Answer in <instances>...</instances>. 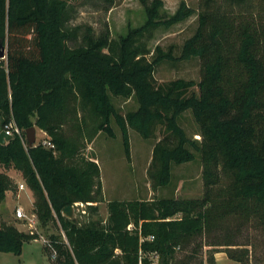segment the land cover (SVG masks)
Masks as SVG:
<instances>
[{"label": "trees", "instance_id": "1", "mask_svg": "<svg viewBox=\"0 0 264 264\" xmlns=\"http://www.w3.org/2000/svg\"><path fill=\"white\" fill-rule=\"evenodd\" d=\"M226 1L223 9L217 0H202L198 28L184 42L180 56H174L172 47L157 48L156 57L147 61L137 44L141 29L119 40L86 32L78 42L76 29L66 26L68 0H0V45L7 46L6 58L0 59V131L10 121L22 129V135L0 142V169L14 167L22 173L36 194L34 211L43 226L60 222L68 244L52 235V247L46 248L58 252L53 264H139L140 252L143 264H153L151 252L160 255L161 264H173L179 244L214 225L208 206L219 167L232 177L234 208L241 214L254 213L264 225V8L256 12L248 6L235 12V7L253 0ZM161 5L155 0L148 9L145 28L159 22ZM186 9L182 4L165 23L183 20L191 12ZM193 57L203 63L198 83L179 78L163 86L152 84L162 60ZM195 86L198 92H190ZM113 94H134L139 107L123 116L114 106ZM75 99L90 106L101 119L98 130L112 137L114 116L127 150L126 123L145 137L155 122L165 124L170 134L154 149L159 182L167 184L171 164L192 161L197 151L206 166V196L157 202L111 200L106 222L90 220L84 225L64 215V208L77 201H98L101 191V182L95 187L98 164L78 159L79 148L64 134L72 111L67 103ZM188 109L200 125V141L189 138L178 123V116ZM31 126L47 132L54 147L30 146L26 130ZM12 186L11 177L0 170V202ZM130 224L135 229H129ZM37 238L35 232L3 222L0 252L21 254L24 243ZM234 251L228 255L248 264V248L240 254Z\"/></svg>", "mask_w": 264, "mask_h": 264}, {"label": "rangeland", "instance_id": "2", "mask_svg": "<svg viewBox=\"0 0 264 264\" xmlns=\"http://www.w3.org/2000/svg\"><path fill=\"white\" fill-rule=\"evenodd\" d=\"M68 1L66 26L71 30L76 29L78 42L86 32L96 37L104 34L108 35L109 39L119 40L133 30L141 29L137 44L142 47V55L147 61H152L156 57L157 48L167 51L172 47L174 56H180L184 42L196 32L199 13L203 11L202 0H160L162 5L158 14L159 22L145 28L148 9L153 6L155 0ZM217 3L223 9L227 6L226 0H217ZM182 4H185L191 12L181 21L165 23ZM248 6L256 12L264 8L261 0H253L242 7H235L234 10L235 12L246 10ZM76 43L70 41L72 45ZM5 49L7 51V46ZM203 74V63L198 57L164 59L157 64L151 82L154 86H163L183 78L198 83ZM192 90L198 92V86L193 87L190 92ZM112 101L117 112L123 116L139 107L138 98L134 94L130 96L113 94ZM67 105L68 111H72L69 114L70 119L63 127L64 134L79 148L78 159L84 157L98 164L99 176L95 178V187L98 181L101 182V191L97 193L98 201L74 203L73 217L78 224L84 225L90 220L106 222L109 217L108 203L111 200L157 202L164 198L201 200L206 196L207 185L204 173L206 166L200 152L197 151L194 160L171 164V178L167 184L159 182L160 163L155 159L154 149L165 135L170 134L165 124L155 122L149 136L145 137L135 127L126 123L129 144L127 150L122 128L114 116L111 118L115 133L112 137L105 131L98 130L101 119L93 114L89 105L83 107L80 99L69 100ZM178 123L189 138L201 140L200 125L191 109L183 111L178 116ZM35 127L37 138L34 145L42 144L44 140H51L47 132L38 126ZM0 170L6 172L13 180L12 188L24 183L28 189L21 198L18 192L11 193L0 202V227L3 222H7L15 224L21 230L35 232L38 235L37 239L24 243L21 254L0 252V264H53L55 259L52 257V250L47 249L45 243L51 241L52 235H55L58 237V242L68 244L60 222H51L43 226L37 218L35 224L30 226L26 220L19 219L16 216V208L21 205L27 212L34 211L36 194L26 184L25 178L18 169L1 166ZM215 173L218 179L211 187L212 200L208 206L212 207L214 225L179 244L176 247L173 264H242L231 258L228 252L235 250L234 252L240 254L244 248L249 250L248 264H264V225L259 223V217L254 213L241 214L234 208L237 200L231 190V175L221 167L215 170ZM89 204H93L97 209L94 210ZM129 229H135V225L130 224ZM215 241L237 245L208 244ZM151 256L154 257L152 260L155 264H161L160 255L149 254V258Z\"/></svg>", "mask_w": 264, "mask_h": 264}, {"label": "built area", "instance_id": "3", "mask_svg": "<svg viewBox=\"0 0 264 264\" xmlns=\"http://www.w3.org/2000/svg\"><path fill=\"white\" fill-rule=\"evenodd\" d=\"M4 129L10 134H13V135L14 134H20V135H22V129L19 128V126L14 121H10L9 123H7L5 125V127H4ZM26 139H27V137H26ZM42 144H44L46 147H49V148H53L54 147V144H53V142L51 140H44L42 142ZM18 187H19V189H25L26 188L24 183H19ZM16 216L19 219L26 220L27 223L30 224V226H33L35 224L37 218H38V216H37L35 211L27 212L26 209L23 206H21V205H19L16 208ZM148 238L149 239H153L154 236L152 235V236H149ZM67 243H68V241H67ZM45 244L47 246H49V247H52L51 241H47ZM51 250H52V257L54 259H56L57 256H58L57 250L54 249V248H52ZM140 254L141 255H140V259H139V264H143V262H142L143 254H142V252H140ZM151 255L159 256L157 252H151ZM153 258L154 257L151 256L150 259L152 260ZM153 264H155V262H153Z\"/></svg>", "mask_w": 264, "mask_h": 264}, {"label": "water", "instance_id": "4", "mask_svg": "<svg viewBox=\"0 0 264 264\" xmlns=\"http://www.w3.org/2000/svg\"><path fill=\"white\" fill-rule=\"evenodd\" d=\"M6 57V49L4 46L0 45V58H5ZM26 137L28 144L30 146L34 145L36 142V127L31 126L26 130ZM13 138V134L8 133L5 129H2L0 131V142L5 143L7 140ZM73 208L74 205H68L64 208L63 214L68 216V217H73Z\"/></svg>", "mask_w": 264, "mask_h": 264}, {"label": "crops", "instance_id": "5", "mask_svg": "<svg viewBox=\"0 0 264 264\" xmlns=\"http://www.w3.org/2000/svg\"><path fill=\"white\" fill-rule=\"evenodd\" d=\"M14 189H15V191H14ZM25 191H28V189H27V188H25V189H19V187H18V185H17V186H15V187H13L12 189H10L9 191H7V196L11 195V193L16 194V193L18 192V193H19V196H20V198H21L22 194H23ZM7 196H6V197H7ZM29 196H30V195H29Z\"/></svg>", "mask_w": 264, "mask_h": 264}]
</instances>
